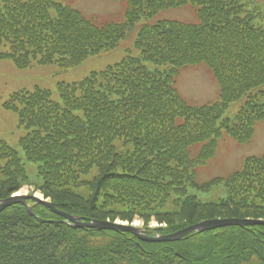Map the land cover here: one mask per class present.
Here are the masks:
<instances>
[{
  "label": "trees",
  "instance_id": "obj_1",
  "mask_svg": "<svg viewBox=\"0 0 264 264\" xmlns=\"http://www.w3.org/2000/svg\"><path fill=\"white\" fill-rule=\"evenodd\" d=\"M126 22L99 24L58 0H0V47L20 67L34 61L72 67L119 45L142 18L192 5L197 23L162 20L143 26L128 55L80 82L60 84L61 102L46 89L5 103L27 130L20 145L36 164L41 190L60 210L98 219L146 222L163 234L199 221L264 219V155L204 184L197 167L227 134L250 141L264 120V16L253 0H120ZM145 62L165 64L150 70ZM205 64L220 98L192 105L176 79L182 68ZM247 97L235 118L230 104ZM204 142L192 157L191 148ZM116 143L127 147L117 149ZM26 164L0 140V187L20 188ZM96 169V173H94ZM7 183V184H5ZM18 185V186H17ZM225 188L219 201L194 189ZM14 187V188H13ZM0 190V200L6 197ZM33 210L56 220L41 204ZM264 264V224L191 233L174 242H147L124 231L41 223L22 204L0 212V264Z\"/></svg>",
  "mask_w": 264,
  "mask_h": 264
},
{
  "label": "rangeland",
  "instance_id": "obj_2",
  "mask_svg": "<svg viewBox=\"0 0 264 264\" xmlns=\"http://www.w3.org/2000/svg\"><path fill=\"white\" fill-rule=\"evenodd\" d=\"M60 1L81 10L87 17L94 18L98 21H125V3L123 2L114 0ZM254 5L258 6L264 15V0H254ZM162 20L198 22L199 19L195 9L190 4L178 8L162 9L151 19L142 18L139 20L128 33L127 37L122 40L120 45L115 49L91 57L82 64L74 67H64L58 63L47 65L34 63L31 67L19 68L10 57L4 56V54H7L4 52L8 51V45H3L0 48V138L20 151L26 167L24 174L22 176H17L20 182V188L18 190L28 186V192L30 194H16L18 190L11 191L7 186H3L0 187V190L5 193L4 195H8L0 201L17 198L19 196H26L27 200H30V197L34 196L35 190H40L42 192L41 184L38 179L37 166L35 163L25 160L24 152L19 145L20 138L25 135L27 131L19 126V117L17 113L4 106V103L10 99L11 95L22 88L34 89L36 86H40L51 90L52 98L60 101L59 83L79 82L92 72L104 70L109 65L120 61L127 55H138L139 52L134 48V42L139 29L144 25L157 23ZM145 64L149 69H154L156 67L163 68L166 66H158L156 63L152 62H145ZM177 87L181 95L191 104H205L217 101L220 98L219 85L212 71L205 64H198L184 69L178 77ZM261 88H264V86ZM246 99L247 97L245 95L241 99L232 102L226 110L225 115L230 118H235L241 107L245 104ZM116 146L120 151L128 149L122 146L121 143H116ZM200 147L201 145L194 146L192 154H196ZM263 154L264 121L258 123L255 135L249 143H239L225 135L219 142L216 154L204 165L198 167L197 180L198 182H206L216 178H225L229 174L240 169L246 157ZM94 173H96V169H94ZM194 193L199 199L204 201H219L221 197L225 195V191L221 187H214L209 191L194 190ZM224 218H230V216L224 215ZM119 219L121 218H117L111 222H122L133 225V222L127 223L121 220L118 221ZM135 219L141 221V226H144V224L145 227L150 226V224L151 226H159L157 222L154 223V217H152L149 222H146L138 215L134 216L132 221ZM100 220L109 221V219ZM200 222L201 221H199V223ZM162 225H165V223H162ZM123 264L131 263L124 262Z\"/></svg>",
  "mask_w": 264,
  "mask_h": 264
},
{
  "label": "water",
  "instance_id": "obj_3",
  "mask_svg": "<svg viewBox=\"0 0 264 264\" xmlns=\"http://www.w3.org/2000/svg\"><path fill=\"white\" fill-rule=\"evenodd\" d=\"M30 198L38 203L44 204L45 206L49 207L54 212H57L58 214L64 216L68 221H72L73 226L75 227H92V228H98V229L126 230V231H130L134 233L139 238L146 240V241H176L193 231L203 232V231L213 230V229L225 227V226H247V225H255V224H264V220L262 219L255 220V219H248V218L242 219V218H235V217L233 218H214V219L204 220L200 223L191 225L187 228H184L172 234L153 237V236L148 235L150 234L149 231L141 227L134 226V225H126V224H121L117 222L114 223L111 221H102V220H97V219L90 220V221L88 220L81 221L82 219L79 217L72 216L70 214L57 210L54 204L50 203L49 201L43 200L35 195L31 196ZM26 200H27L26 196H19L17 198L2 200L0 201V211L4 210L10 205L22 203L27 207L28 212L31 215L36 216L33 213L32 208L29 206ZM37 218L42 222H46V220L41 219L40 217H37Z\"/></svg>",
  "mask_w": 264,
  "mask_h": 264
},
{
  "label": "bare ground",
  "instance_id": "obj_4",
  "mask_svg": "<svg viewBox=\"0 0 264 264\" xmlns=\"http://www.w3.org/2000/svg\"><path fill=\"white\" fill-rule=\"evenodd\" d=\"M28 191H29L28 186H25V187H22L20 190L16 191V194H28ZM35 192H36L35 196H37L39 198H43V194H42V192L40 190H36ZM155 220L156 219L154 218L153 219L154 223L156 222ZM134 223L135 224H140L141 221L139 219H135Z\"/></svg>",
  "mask_w": 264,
  "mask_h": 264
}]
</instances>
